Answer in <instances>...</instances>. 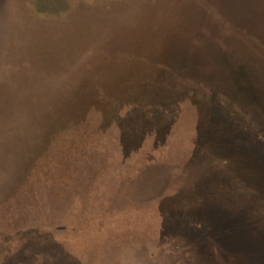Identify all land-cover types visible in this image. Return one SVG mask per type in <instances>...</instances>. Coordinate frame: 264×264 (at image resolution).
I'll return each mask as SVG.
<instances>
[{"label": "rangeland", "instance_id": "1", "mask_svg": "<svg viewBox=\"0 0 264 264\" xmlns=\"http://www.w3.org/2000/svg\"><path fill=\"white\" fill-rule=\"evenodd\" d=\"M59 261L264 264V0H0V264Z\"/></svg>", "mask_w": 264, "mask_h": 264}, {"label": "flooded vegetation", "instance_id": "2", "mask_svg": "<svg viewBox=\"0 0 264 264\" xmlns=\"http://www.w3.org/2000/svg\"><path fill=\"white\" fill-rule=\"evenodd\" d=\"M199 197L201 198L194 201L192 205H200L204 211L198 213L200 217L194 220L204 219L209 224L203 225L202 222H192L190 225L187 224L188 226L181 227L178 225L181 234L195 245L202 247L216 242L222 245H235L239 241L238 234L241 228L254 229L256 227L253 225L251 216L253 212H247L246 209H234L230 206L234 200H229L225 193L219 191L203 192ZM221 211L225 212L224 216L221 215ZM207 225H212V228L210 226L205 228Z\"/></svg>", "mask_w": 264, "mask_h": 264}, {"label": "water", "instance_id": "3", "mask_svg": "<svg viewBox=\"0 0 264 264\" xmlns=\"http://www.w3.org/2000/svg\"><path fill=\"white\" fill-rule=\"evenodd\" d=\"M33 249H41V250L37 251L35 254L43 255V256H40V257H42L44 259L54 258L55 256H58V254L61 252L60 249L58 250L56 248V245H54V244L51 247H49V248L48 247L47 248L46 247H42V248L34 247ZM51 251H54V253H51ZM107 251H108V247H107ZM35 254H31V257L34 256ZM25 259H28V258H25ZM57 264H66V263L59 261V263H57ZM77 264H81V263L78 262Z\"/></svg>", "mask_w": 264, "mask_h": 264}]
</instances>
